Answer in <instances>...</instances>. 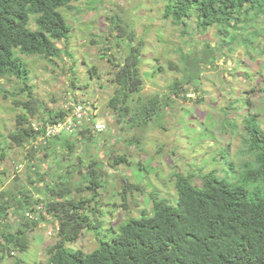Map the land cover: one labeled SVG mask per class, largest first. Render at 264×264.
I'll return each instance as SVG.
<instances>
[{
	"label": "trees",
	"instance_id": "1",
	"mask_svg": "<svg viewBox=\"0 0 264 264\" xmlns=\"http://www.w3.org/2000/svg\"><path fill=\"white\" fill-rule=\"evenodd\" d=\"M79 1L0 0V78L10 76L18 80V87L0 88V93L5 99H12L17 110L14 129L0 138V263L21 264L11 259L29 252L33 241L30 235L38 225L25 221L10 225L7 214L13 209L21 211L32 206L39 196L60 225V231H53L58 241L46 251L47 264H264V131L257 115L242 117L248 136L243 138L244 150L240 154L251 155L252 160L236 168L238 158L233 154L228 156L232 173L228 183L215 172L205 173V168L199 169L198 174L191 171L183 175L179 171L175 185L177 198L170 201L151 194L154 201L151 212H139L138 219L127 214L116 225H104L101 221L106 216L104 192L118 190L124 199L123 207H129L126 199L132 196L136 184L123 172L131 157V148L141 146V130L150 124L159 127V108L180 104H175V99L189 103L191 86H199L194 84L196 77L190 74L200 68L205 56L199 62L189 55L182 57L183 70L169 64L185 74L183 79L170 84L171 93L143 95L146 83L141 68L143 42L136 43L134 25L119 16V21H112L115 27L110 32L113 43L124 54V61L114 65L118 68L114 79L116 92L103 112L106 129L97 133L90 127L98 120L91 110L73 133L51 138L45 147L32 146L36 130L64 119L68 112L51 109L35 96L29 79L31 73L23 57L51 61L60 58L63 50L58 45L66 44L71 33L62 10L72 8ZM163 2L162 14L173 24L188 28L193 23L199 35L215 29L222 41L220 50L227 42L225 38L229 39L230 46L243 35L244 41L240 44L252 47L264 58L261 47L264 0ZM107 39L105 36L104 40ZM206 48L204 55L216 46L211 48L207 43ZM64 52L67 53V47ZM251 60L256 64L263 61ZM215 62L212 58L211 63ZM262 63L258 71L252 70L250 75L243 76L251 81V89L258 88L264 93V88H259L260 79L264 80ZM158 66V71L164 72L165 66ZM235 69L239 68L235 66ZM189 70L195 71L188 73ZM94 72L93 69L90 75ZM231 75L240 78L239 74L231 72ZM240 104L237 110L241 113L253 105V99ZM234 107L231 103L228 110ZM227 112L223 113L224 117L227 115L224 125L218 123L224 134L227 129L233 131L230 121H237L234 131L239 122L228 117ZM98 136H102L101 141H96ZM77 137L84 139L81 145ZM123 139L129 142L127 150L114 147ZM20 148H26L24 158L17 151ZM13 158L23 160V172L14 175L17 166H10ZM194 181L201 184L196 185ZM89 233L96 236L97 246L87 252L79 242Z\"/></svg>",
	"mask_w": 264,
	"mask_h": 264
},
{
	"label": "rangeland",
	"instance_id": "2",
	"mask_svg": "<svg viewBox=\"0 0 264 264\" xmlns=\"http://www.w3.org/2000/svg\"><path fill=\"white\" fill-rule=\"evenodd\" d=\"M163 7V0H81L73 3L72 8L62 11L71 26V33L66 44L58 45L63 50L61 58L49 61L39 57H25L31 73V85L37 98L45 106L60 110L73 102H85L92 108L93 116L98 118L99 123L103 120V112L116 92L114 79L118 68L114 65L124 61V54L115 42L113 43L114 36L110 32V29L115 27L112 21H119V16L134 25L136 43L143 42L141 68L146 82L143 95L161 96L171 93L170 84L183 79L185 74L173 69L169 64L183 70L182 57L189 55L199 62L200 58L205 56L206 59L199 64L201 69L188 71H195L190 76L196 77L194 84L199 85L191 86L193 91L187 97L189 103L175 99L174 103L180 104L159 108L160 128L156 124H150L141 130V146L132 147L134 154L130 155L131 161L126 165L129 167L123 174L131 183L136 184L132 196L126 199L132 207L130 215L134 218L139 216L134 208L152 211L154 201L151 194L170 201L177 198L175 185L176 173L179 171L187 175L191 171L197 173L199 169L205 168V173H211L214 167L209 169V165L212 162L213 166L215 165L214 170L223 173L220 179L228 183L232 174L229 171L228 156L233 154L238 158L236 168L252 160L251 155L240 154L244 150L243 138L248 136L242 122L244 114L257 115L260 128L264 131V93L258 88L251 89V81L243 76L250 75L249 71H258L260 63L264 61L261 54L257 55L252 47L240 44L244 41L241 37L243 35L230 46L227 43L229 39L225 38L227 42L220 50L219 43L222 41L215 29L199 35L191 21L188 22L191 23L188 28L175 25L171 20L164 18ZM105 36L108 41L104 40ZM207 43L211 48H216L204 55ZM66 47L67 53L64 52ZM261 47L264 48V43ZM222 54L223 58H219ZM212 58L216 60L214 64L211 63ZM251 58L257 60L256 62L260 59L263 61L256 64ZM190 62L189 59L188 63ZM159 64L165 66L164 72L158 71ZM235 66L239 69H235ZM261 67L264 75V66ZM93 69L96 73L91 76ZM231 72L239 74L240 78L232 77ZM17 81L10 76L0 78V88L18 87ZM171 87L174 88L172 85ZM259 88H264V80L260 79ZM248 98L253 99V105L240 113L237 110L240 103L244 104ZM231 103L235 105L234 110H228ZM227 111L228 117L237 118L239 122L238 129L234 131L237 121H230L233 131L227 129L224 134L218 123L224 122L227 115L224 117L223 113L226 114ZM16 112L12 99H5L4 94L0 93V138L2 132L14 129L13 118ZM101 140L102 136H98L96 141ZM83 141L84 139L80 140V145ZM124 142L125 139L114 147L119 146L120 149L122 147L127 150L129 142ZM17 151L24 153L26 150ZM19 161L20 159L13 158L10 166L13 167ZM194 184L200 185L201 182L194 181ZM104 198L108 204L104 207L107 216L101 219L104 225H116L123 221L124 216L128 214L126 210L129 209L122 207L124 199L118 190L104 192ZM115 202L117 209L113 205ZM114 212L116 214H113ZM44 227L45 225L38 227L31 233V252L26 256V253L18 254L16 250L14 252L18 255L12 258V261L22 262L21 264H47L49 257L46 251L51 245H55L58 239L51 237ZM79 245L88 252L97 246V242L89 233L81 238ZM7 258L10 259L8 255Z\"/></svg>",
	"mask_w": 264,
	"mask_h": 264
},
{
	"label": "clouds",
	"instance_id": "3",
	"mask_svg": "<svg viewBox=\"0 0 264 264\" xmlns=\"http://www.w3.org/2000/svg\"><path fill=\"white\" fill-rule=\"evenodd\" d=\"M60 58H57V59H60ZM23 59L25 60L24 57H23ZM57 59H55V60H57ZM55 60H52V61H55ZM49 61H51V60H49ZM33 90H34V87H33ZM34 94H35V92H34ZM35 96H36V94H35ZM66 106H67L66 108H60V109H65L66 112H68L67 115L64 117V119H62V120H60V121H58V122H56L54 124L53 123L52 124L51 123L45 124L44 126H42L41 130H39V129L36 130V136L33 137L32 140H31V144H32L33 147H35V148L36 147L37 148L45 147L47 145L48 141L51 138L56 137V136H60V135H62L64 133H67V134L73 133L74 131H76L77 128H79L78 124L81 121H83L84 119L88 118L87 116L89 115V113L92 110V108L87 103H84V102H81V101L73 102L72 104H68ZM81 108H84V112H83L82 117H78V115L76 114V111L80 110ZM97 121L98 120H96V122L93 125H90V127L95 132L102 133L106 129L105 123H104L103 120L101 122H99V123ZM58 126H63V129L60 132H58V133L50 134L49 129L50 128H57ZM6 133L7 132H2V134H6ZM25 149H23V150H25ZM131 154H132V156L134 154V149H132V148H131ZM20 155L22 156L23 153L21 152ZM23 158H24V156H23ZM18 159H20V158H18ZM130 161H131V159H128L127 163H129ZM22 162H23V160H20L19 162H17L14 165V166H17V168L14 171V175L16 173L17 174L21 173V172H23L25 170V165H23ZM128 167L129 166H126L127 169H128ZM212 167L215 168V165L213 166V164L211 163L209 165V169L212 168ZM214 168H213V172H211V174L215 172L218 177H222L223 173H220V172L214 170ZM218 174H221V175H218ZM14 175H13V177H14ZM106 202H107V200L105 198L104 203H103V208L106 205H108ZM113 205L115 206V209H117L116 202ZM128 206L129 207L126 208V209L130 210V212H128V214L130 215V213L132 211V207L130 205H128ZM122 207H123V205H122ZM125 207H127V206H125ZM133 210H136V212H138V213L142 212V210L140 211L139 208H134ZM105 214H106V212H105ZM113 214H116V212H114ZM106 216H107V214H106ZM132 218L133 219H138L139 216L137 218H134V217H132ZM7 220H8V223L10 225H17L21 221H23V222L24 221L25 222H33V223L37 224L38 227H43L45 225L44 230H47V232L51 235V237H53V231H55V230H56V232H58V230L60 231V225H59L58 220L48 213V211L46 210L45 203L40 200L39 196L38 197L36 196V199H35V201H34L32 206H28L26 209H22L21 211L20 210H16V209H13V210L9 211L8 214H7ZM106 225H107V223H106ZM38 227H36V228H38ZM30 236L32 237V235H30ZM1 241H2V239L0 238V242ZM31 249H32V245H31V248H30L29 252L26 253V256H27L28 253L31 252ZM13 255H15V253H13ZM47 262H48V260H46V263Z\"/></svg>",
	"mask_w": 264,
	"mask_h": 264
},
{
	"label": "built area",
	"instance_id": "4",
	"mask_svg": "<svg viewBox=\"0 0 264 264\" xmlns=\"http://www.w3.org/2000/svg\"><path fill=\"white\" fill-rule=\"evenodd\" d=\"M84 112V108H81L80 110L76 111V114L78 115V117H82ZM63 129V126H58L57 128H50L49 132L50 134H54V133H58Z\"/></svg>",
	"mask_w": 264,
	"mask_h": 264
}]
</instances>
